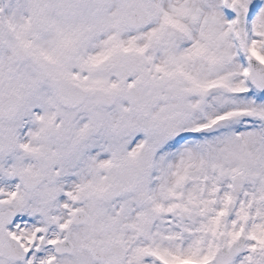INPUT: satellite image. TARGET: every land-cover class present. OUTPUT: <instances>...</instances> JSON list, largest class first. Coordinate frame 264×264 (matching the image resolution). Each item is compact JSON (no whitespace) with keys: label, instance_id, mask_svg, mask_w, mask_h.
Wrapping results in <instances>:
<instances>
[{"label":"snow or ice","instance_id":"snow-or-ice-1","mask_svg":"<svg viewBox=\"0 0 264 264\" xmlns=\"http://www.w3.org/2000/svg\"><path fill=\"white\" fill-rule=\"evenodd\" d=\"M0 264H264V0H0Z\"/></svg>","mask_w":264,"mask_h":264}]
</instances>
